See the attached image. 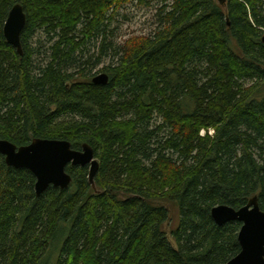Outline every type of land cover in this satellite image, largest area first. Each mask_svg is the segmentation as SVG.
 I'll use <instances>...</instances> for the list:
<instances>
[{"label": "trees", "instance_id": "trees-1", "mask_svg": "<svg viewBox=\"0 0 264 264\" xmlns=\"http://www.w3.org/2000/svg\"><path fill=\"white\" fill-rule=\"evenodd\" d=\"M134 1L0 0V138L88 143L99 160L95 188L69 165V188L37 195L0 154V264H225L242 224L212 208L257 196L264 211V0H161L154 32L118 42ZM16 3L22 55L4 36Z\"/></svg>", "mask_w": 264, "mask_h": 264}, {"label": "water", "instance_id": "water-1", "mask_svg": "<svg viewBox=\"0 0 264 264\" xmlns=\"http://www.w3.org/2000/svg\"><path fill=\"white\" fill-rule=\"evenodd\" d=\"M224 5L226 0H217ZM26 13L21 3L11 8L4 24V36L9 44L22 55L21 33L26 24ZM94 84H107L106 72L96 74ZM0 153L6 164L14 168L30 170L36 177L37 195L49 186L67 189L72 183V175L67 166H89V181L95 188V176L99 169V160L94 148L84 143L80 149L72 147L65 139L34 138L29 144L17 146L7 139L0 138ZM211 215L218 225L229 221L241 222L238 233L240 252L225 264H264V211L260 208L258 197L251 198L239 209L219 204L212 208Z\"/></svg>", "mask_w": 264, "mask_h": 264}, {"label": "rangeland", "instance_id": "rangeland-1", "mask_svg": "<svg viewBox=\"0 0 264 264\" xmlns=\"http://www.w3.org/2000/svg\"><path fill=\"white\" fill-rule=\"evenodd\" d=\"M147 1V0H146ZM150 5L139 4L138 1L125 5L121 8L112 24V29L115 31V36L118 42H124L128 37L133 35H145L154 32L156 24V9L160 6L161 0H149ZM41 43L46 44V38L39 35ZM38 37V38H39ZM37 41V39H36ZM92 46L94 44H91ZM98 46V44H97ZM96 48H93L91 52L96 54L98 52ZM110 57L103 59L102 65L97 68L96 72L104 65H108ZM172 207L170 221L166 223L165 229L168 232L169 239L175 245L173 238L171 237V229L176 225L178 219V212L175 206Z\"/></svg>", "mask_w": 264, "mask_h": 264}, {"label": "bare ground", "instance_id": "bare-ground-1", "mask_svg": "<svg viewBox=\"0 0 264 264\" xmlns=\"http://www.w3.org/2000/svg\"><path fill=\"white\" fill-rule=\"evenodd\" d=\"M1 154V153H0ZM5 158V157H4ZM6 162V161H5Z\"/></svg>", "mask_w": 264, "mask_h": 264}]
</instances>
